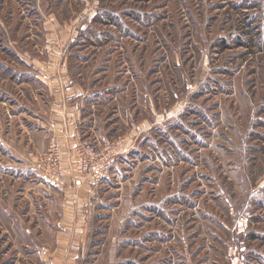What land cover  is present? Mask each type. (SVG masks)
Here are the masks:
<instances>
[{
    "label": "rangeland",
    "instance_id": "obj_1",
    "mask_svg": "<svg viewBox=\"0 0 264 264\" xmlns=\"http://www.w3.org/2000/svg\"><path fill=\"white\" fill-rule=\"evenodd\" d=\"M0 264H264V0H0Z\"/></svg>",
    "mask_w": 264,
    "mask_h": 264
},
{
    "label": "built area",
    "instance_id": "obj_2",
    "mask_svg": "<svg viewBox=\"0 0 264 264\" xmlns=\"http://www.w3.org/2000/svg\"><path fill=\"white\" fill-rule=\"evenodd\" d=\"M77 154L83 170L89 174L92 181L97 182L107 168L109 159L96 156V149L93 145H85V147L79 148Z\"/></svg>",
    "mask_w": 264,
    "mask_h": 264
},
{
    "label": "crops",
    "instance_id": "obj_3",
    "mask_svg": "<svg viewBox=\"0 0 264 264\" xmlns=\"http://www.w3.org/2000/svg\"><path fill=\"white\" fill-rule=\"evenodd\" d=\"M68 110V112H70V115L69 116H74L73 115V111H74V114H75V117L77 118V117H79L80 116V114H79V111H78V109L74 106H72V107H69V108H65V110ZM72 126V127H71ZM70 127H69V129L72 131V130H74V127H73V125H71ZM64 163V162H63ZM63 163H62V165H63ZM71 170V169H70ZM66 170H64V169H62V171H61V174L62 173H64ZM73 173H66V174H64L63 175V181L66 183V184H69V185H76V191L78 190V188H79V191L80 190H82V189H84V188H81L82 186L84 187V180H82L81 178H80V174H79V170L78 169H75L74 171H72ZM86 184V183H85ZM68 185V186H69ZM81 188V189H80ZM68 190V193H70V192H72L73 193V191L72 190H74V189H71V188H69V189H67ZM80 193H81V191H80ZM71 194V193H70ZM78 206V205H77ZM77 206H75V207H73V208H69V207H67V208H64V213H72V211H76V212H78V213H80V212H85L86 211V209L85 208H83L82 206H81V208L80 207H77ZM83 208V209H82ZM65 219H68L67 217H65ZM65 219H62V222H65L66 220ZM72 238V237H71Z\"/></svg>",
    "mask_w": 264,
    "mask_h": 264
}]
</instances>
